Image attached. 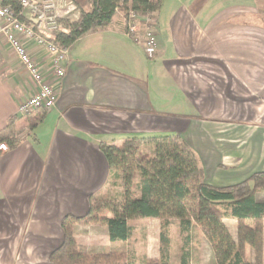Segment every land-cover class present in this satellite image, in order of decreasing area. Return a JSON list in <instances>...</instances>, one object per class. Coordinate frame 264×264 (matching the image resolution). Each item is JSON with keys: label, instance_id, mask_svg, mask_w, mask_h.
Wrapping results in <instances>:
<instances>
[{"label": "crops", "instance_id": "1", "mask_svg": "<svg viewBox=\"0 0 264 264\" xmlns=\"http://www.w3.org/2000/svg\"><path fill=\"white\" fill-rule=\"evenodd\" d=\"M69 12L62 21L77 20L78 12ZM135 26L127 33L116 9L105 28L83 35L66 49L55 108L22 119L17 108L34 86L0 39V132L11 120L17 140L0 153V239H11L6 252L14 256L36 252L27 264H50L63 242L64 219L86 216L90 198L106 186L101 145L177 136L199 159L205 183L215 187L231 184L210 177L221 170L264 171V114L252 113V106L264 105V0H161L157 13L136 15ZM148 33L153 47L145 46ZM26 47L48 71L45 52ZM241 95L242 105L252 106L239 114L244 122H236ZM255 197L264 202V194ZM225 221L235 239L236 221ZM84 229L76 226L73 234L88 264H118L112 247L129 239L111 243L104 225L108 247L99 254L91 249L96 236ZM159 241L160 234L146 259H158Z\"/></svg>", "mask_w": 264, "mask_h": 264}, {"label": "trees", "instance_id": "2", "mask_svg": "<svg viewBox=\"0 0 264 264\" xmlns=\"http://www.w3.org/2000/svg\"><path fill=\"white\" fill-rule=\"evenodd\" d=\"M18 9V0H1ZM78 10V18L66 25V33L55 34V41L68 49L88 32L102 30L116 9L128 15H151L158 12L161 0H70ZM35 126H30L33 130ZM13 123L0 132V143L8 149L17 146ZM150 147L144 153L142 147ZM109 173L127 187L123 201L113 205L90 198V209L82 218L67 217L61 228L62 244L49 255L51 264H88V255L77 249L72 224L102 222L111 243L126 242L131 236L129 221L162 220L160 260L144 264H168L170 220L176 219L183 248L188 247L194 227L209 243L216 264H263L264 202L255 194H264V171L253 174L236 185L215 187L205 183L204 173L195 153L177 136L149 140H129L120 147L101 145ZM138 182L134 184V180ZM131 190V191H130ZM111 218L101 219L102 213ZM225 219L236 221V237L232 238ZM249 247L253 261L244 257ZM190 253L183 250L180 264H189Z\"/></svg>", "mask_w": 264, "mask_h": 264}, {"label": "built area", "instance_id": "3", "mask_svg": "<svg viewBox=\"0 0 264 264\" xmlns=\"http://www.w3.org/2000/svg\"><path fill=\"white\" fill-rule=\"evenodd\" d=\"M69 10L67 15L76 11L70 0H18V9L0 0V39L6 42L34 86L33 94L17 108L20 119L55 108L57 89L62 84L68 61L67 51L56 43L55 34L65 33L61 19L62 14ZM135 19V14L128 15L126 29L129 34L136 32ZM27 42L45 52L48 71L30 57ZM154 44L153 35L148 33L145 46L153 47ZM7 151V145L0 143V153Z\"/></svg>", "mask_w": 264, "mask_h": 264}, {"label": "rangeland", "instance_id": "4", "mask_svg": "<svg viewBox=\"0 0 264 264\" xmlns=\"http://www.w3.org/2000/svg\"><path fill=\"white\" fill-rule=\"evenodd\" d=\"M79 12L78 10H76ZM72 21L64 19L62 21V25L65 28L68 23ZM66 29V28H65ZM241 99V101H240ZM240 99L237 97L236 99V117L233 121L239 122L242 120V117L239 118V114H242L244 112L245 108H251V106L243 104L242 101H244L243 95H241ZM238 100V101H237ZM255 107L252 106V113L255 115V113H262L264 114V105L261 107H258L256 110H254ZM243 121V120H242ZM244 122V121H243ZM248 123V122H247ZM241 140H244L243 138H240ZM142 151L144 153H149L151 151L150 147H142ZM225 170H221V173L212 174L210 175L211 178H216L218 181V184H229L227 186L236 185L238 183H241L247 179H249L253 174H256L255 172L248 175L249 172L248 169L241 170L239 174H226L224 172ZM215 179V180H216ZM138 182V178L134 180V184ZM224 186V187H227ZM127 187L123 184L121 179H114L112 178V175L109 174V178L107 181L106 186L103 190L98 192L94 198L97 200H100L102 202H106L113 205H119L123 201L124 193L126 191ZM131 191V190H130ZM262 195V193L257 192L255 195ZM258 199H263V197H257ZM107 215V213H102V216ZM101 216V215H100ZM227 223V219H225ZM130 226L132 229V235L129 238V240L126 243L122 244H116L113 245L112 249H115L116 252L111 254V256L116 259V262L118 264H144L146 260L150 261H156L158 262L160 260V248L161 244L160 241L157 244L159 247V257L158 259H146V254L152 251V249L156 248L157 238L161 231V224L162 220H135V221H129ZM93 224V226L91 225ZM178 220L171 219L170 220V226L168 228V236L170 239V247H169V253H168V264H180V258L183 250H188L190 253V264H215L213 260V252L211 250V247L203 234L201 233L200 229L197 227H194L192 231V237L190 240V243L188 247L183 248V236L180 235L179 227H178ZM89 225L88 227H86ZM81 227L85 228L84 230L90 231L92 235L96 236V248L91 247L93 251H96V253L100 254V249L107 248L108 246L105 244V238L103 237L104 232V224L102 222H92L87 224H72V233L74 231L75 227ZM91 226V227H90ZM235 229H237V225L235 223L234 225ZM88 228V229H87ZM82 229L79 230L80 233ZM264 232V231H263ZM74 236V234H73ZM11 245V239H0V264H27L32 263L38 256L36 252L31 253H24V251H20V254H16L15 256L12 255L10 252H6L7 245ZM81 246L82 243H81ZM4 249L3 251H1ZM83 253L81 250L79 251ZM104 256V255H103ZM244 257L246 260L253 261V253L252 250L249 247H246L244 251ZM105 261H111L112 259L108 258H102ZM102 261V260H97ZM50 263V262H49ZM51 264V263H50Z\"/></svg>", "mask_w": 264, "mask_h": 264}]
</instances>
